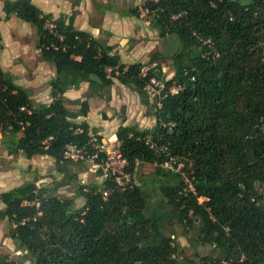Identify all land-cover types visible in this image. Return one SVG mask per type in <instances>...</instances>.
<instances>
[{
  "label": "trees",
  "instance_id": "16d2710c",
  "mask_svg": "<svg viewBox=\"0 0 264 264\" xmlns=\"http://www.w3.org/2000/svg\"><path fill=\"white\" fill-rule=\"evenodd\" d=\"M144 3L159 36L171 37L176 51L126 65L72 19L54 20L32 0H5L7 19L15 15L37 29L40 59L56 73L52 102L36 105L0 69L2 140H9L10 153L53 158L56 172L0 195L9 238L31 257L29 264H264V0ZM141 14L138 7L126 12ZM160 59L172 61L169 80L160 64L146 70ZM152 78L181 90L156 98L152 107L145 90ZM115 81L136 91L157 117L152 130L122 124L116 138L129 172L141 164L155 169L148 185L161 200L148 198L144 182L127 191L111 179L83 185V165L64 158L68 144L93 153L90 126L74 121L87 117L89 103L65 94L89 83L91 93L110 100L105 92ZM147 136L169 148L175 166H183L179 173L161 167L169 158L152 150ZM70 184L84 198L81 208L61 195ZM166 224L195 231L197 242L218 254L188 260ZM0 259L21 264L8 255Z\"/></svg>",
  "mask_w": 264,
  "mask_h": 264
},
{
  "label": "crops",
  "instance_id": "0c3cea01",
  "mask_svg": "<svg viewBox=\"0 0 264 264\" xmlns=\"http://www.w3.org/2000/svg\"><path fill=\"white\" fill-rule=\"evenodd\" d=\"M32 2L45 14L52 16L54 20L61 17L67 20L72 19L75 28L89 32L111 47L113 54H118L121 61L126 65L146 64L150 61L154 51L161 48L162 43L154 25L151 26L152 24L145 20L143 14L140 18L127 16L126 12L129 9L121 10L118 0H97V3L96 0H32ZM4 3L5 0H0V33L2 37L0 42V69L10 74L16 85L28 91L34 104L48 105L53 100L51 82L56 77L54 66L40 59V51L37 48L39 37L38 33L37 37L35 36L32 25L15 15L7 19ZM159 53L165 52L159 51ZM164 60L166 59L156 61L149 65L146 70L157 64H160L163 70L162 62ZM131 91L137 93L128 86L120 84L119 81H115L110 91L105 92L106 95L110 96V100H108L105 95L103 97L99 95L98 91L91 93L89 83H82L79 88L70 89L65 94V98L68 101L87 100L90 107L87 117H78L74 121L86 122L90 126V130H94L96 135L106 143L109 138L115 139L117 142L116 132L122 124L124 126H136L140 130H152L154 128L141 129L136 124L140 123L141 118L134 122L129 114L123 118L125 119L124 123H122L123 120L121 122L117 120L119 116L114 117L113 112L115 113V110L118 109L117 103L120 102L118 100L120 93L125 98L124 96H127L125 94L131 93ZM147 95L146 101L153 107L156 97L148 93ZM70 105L68 104L67 107L70 108ZM149 108L151 110V107ZM71 110L76 112L75 109ZM153 113L155 114V112ZM110 127H114L112 133ZM8 145L9 140H2L0 134V195L34 182L36 178H45L56 173L53 158L37 156L28 159L21 151L17 154L10 153ZM47 170H49L48 174H46ZM87 174V172L79 174L81 184L84 183L82 176L87 178ZM91 183L99 185L102 182L96 178V181ZM4 209L5 205L0 198V211ZM3 219L5 218L3 217ZM5 220L8 222L7 219Z\"/></svg>",
  "mask_w": 264,
  "mask_h": 264
},
{
  "label": "rangeland",
  "instance_id": "374dc122",
  "mask_svg": "<svg viewBox=\"0 0 264 264\" xmlns=\"http://www.w3.org/2000/svg\"><path fill=\"white\" fill-rule=\"evenodd\" d=\"M242 1H246V0H242ZM143 4H144V0H118V5L121 10L123 9L128 10L135 7H138L139 10H141L140 8L143 7ZM143 15L145 17V20L151 23L152 18L147 16L148 14H143ZM32 28L35 32V36L37 37V32H36L37 29L33 25ZM158 36H159V32H158ZM159 38L162 43L161 48L154 51V53L161 51L169 55L171 51L172 52L176 51V48L174 47V41L171 37L162 39L159 36ZM162 65L164 66L163 71L167 79L168 80L171 79L174 76L172 61L164 60L162 62ZM125 95H127L128 97L124 96L125 98H123L122 94L120 93L118 97V100H120V102L117 103L118 109L115 110L116 114L113 112L114 117L119 116L117 120L121 122V120H123V118L129 114V116L134 120V122L138 121V119L141 118L139 121L140 123H136L141 127V129H152L153 127H155L157 125V119L155 117V114L153 113L152 109L150 110L149 105L143 103L140 95L133 91H131V93L127 92V94ZM69 107L70 109H75L76 111L80 110L79 106L70 105ZM109 129L111 130V133L114 131V127H110ZM109 139L107 143L110 147L117 146V142L115 139L113 140L112 139L109 140ZM154 171L155 169L153 167L144 166L141 164L138 166L136 174H134V179L136 185H140L142 182H144L145 191L150 200L154 198L161 200L162 199L161 196L157 192H155V190L151 185H148V183L156 179ZM83 172L88 173L87 178H84L82 176V181H84V183H82L83 185H88L91 182L96 181V177L89 172L88 166L83 165ZM48 173L49 170H47L46 174ZM99 181L101 182V180ZM75 188L76 187L73 184H70L61 190V195L64 196L65 198L74 199L75 201L74 208L78 209L84 205V198L77 195ZM153 209L154 206L150 207L148 211L149 215L150 213H153ZM164 229L167 236L175 234V238H176L175 240H177V242H179L184 247V251H185L184 255L188 260H191L193 258L199 259L208 254H214V255L218 254V252L215 251L214 247L200 245L197 242V235L195 231L190 230L189 232L185 233L183 228H180L177 224L176 225L166 224ZM9 230H10L9 223L5 219H3V216L0 213V256L8 255L10 258L16 260L21 264H29L31 257L28 256L26 253L23 255L17 253L19 252V250L17 248L16 243L8 237ZM3 261L4 260L0 259V263Z\"/></svg>",
  "mask_w": 264,
  "mask_h": 264
},
{
  "label": "built area",
  "instance_id": "2783aa9c",
  "mask_svg": "<svg viewBox=\"0 0 264 264\" xmlns=\"http://www.w3.org/2000/svg\"><path fill=\"white\" fill-rule=\"evenodd\" d=\"M151 1L158 2L160 0ZM140 9L142 14L149 13L144 7H141ZM51 27H53V25H51ZM204 43L206 44V42ZM143 76H146L145 71ZM145 90L148 94L163 99L167 96L168 92L171 94H178L181 88L174 85L167 88L164 81L152 78L148 82ZM160 106L161 104L159 103V107ZM89 137V144L93 149V153H91L86 146L80 147L76 144H68L65 148L64 158L68 161L88 166L89 172L101 180V182L111 179L122 191L134 189V186H136L134 174L128 171L129 163L120 152L118 145L110 147L108 143L102 140L99 141L97 139L98 136L92 130H89ZM146 141L152 150L160 155H167L169 158L168 161L161 165V167L175 173L181 171L183 166H175L176 159L171 155L169 148L166 145H158L151 136H147ZM186 182L189 185V189L194 191L192 184L189 181ZM111 192V190H108L104 193L103 196L105 200H107ZM17 253L22 254V251Z\"/></svg>",
  "mask_w": 264,
  "mask_h": 264
},
{
  "label": "water",
  "instance_id": "95a60500",
  "mask_svg": "<svg viewBox=\"0 0 264 264\" xmlns=\"http://www.w3.org/2000/svg\"><path fill=\"white\" fill-rule=\"evenodd\" d=\"M151 26H153V24ZM161 116L163 117L164 115L161 113Z\"/></svg>",
  "mask_w": 264,
  "mask_h": 264
}]
</instances>
